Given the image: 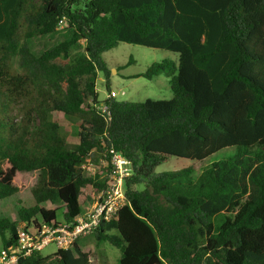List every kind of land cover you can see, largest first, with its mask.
I'll list each match as a JSON object with an SVG mask.
<instances>
[{"label":"trees","instance_id":"1","mask_svg":"<svg viewBox=\"0 0 264 264\" xmlns=\"http://www.w3.org/2000/svg\"><path fill=\"white\" fill-rule=\"evenodd\" d=\"M60 21L67 39L36 55L32 39ZM119 43L177 55L140 74L169 77V100L116 99L102 55ZM54 114L76 126L74 143ZM227 148V158L154 173L169 157L202 163ZM109 150L131 173L125 205L93 236L120 250L118 264H264V0H0L3 248L19 229L90 206L104 180L82 166L104 161L107 173ZM78 240L22 263L91 264Z\"/></svg>","mask_w":264,"mask_h":264},{"label":"rangeland","instance_id":"2","mask_svg":"<svg viewBox=\"0 0 264 264\" xmlns=\"http://www.w3.org/2000/svg\"><path fill=\"white\" fill-rule=\"evenodd\" d=\"M67 37V30L60 29L52 35L32 39L30 46L32 51L36 55H39L44 50L67 39ZM83 47V41H80L77 46L73 47L71 50L72 57L81 54ZM102 58L107 68L110 69V89L117 93V100L143 102L147 99L169 100L172 97L169 77L160 75L155 79L148 80L141 77L140 74H142L153 62L163 60L175 61L177 58L176 54L154 48L119 43L115 48L105 52ZM13 62L16 67V59H14ZM96 91L100 101L106 99L107 92L105 90L102 74L97 76ZM53 119L64 128L65 132H67L66 137L68 142L70 144L74 143L76 135L73 133L77 131L76 126L71 125L60 114H54ZM233 153L234 148H227L208 157L202 163L188 159L169 157L155 168L154 173L180 170L186 167L196 168L199 167V165L201 166V164L206 165L212 161L227 158ZM38 173V171H34L28 175L24 182L26 187H32L37 182ZM57 220L63 222L61 211L57 213ZM78 246L83 252L88 253L91 264H118L121 255L120 250L111 246L109 243H97L93 235L80 238L78 240ZM1 249H3V246L0 236V250ZM56 250L57 247L54 244H49L44 247L40 253L43 256H50L54 254Z\"/></svg>","mask_w":264,"mask_h":264},{"label":"built area","instance_id":"3","mask_svg":"<svg viewBox=\"0 0 264 264\" xmlns=\"http://www.w3.org/2000/svg\"><path fill=\"white\" fill-rule=\"evenodd\" d=\"M62 26L60 21L59 30ZM110 96L114 97L116 93L112 92ZM98 109L106 113L105 106ZM109 155L110 170L107 173V163L104 161L98 164L88 161L82 166L86 174H99L100 179L104 180L102 189L92 195L90 206L84 207L71 222L42 225L38 229L28 228L26 231L19 229L16 245L0 250V264H23L25 258L40 252L49 244H54L57 249H71L78 239L93 235L102 222H108L125 205L123 181L131 173L123 155L113 150H109Z\"/></svg>","mask_w":264,"mask_h":264}]
</instances>
